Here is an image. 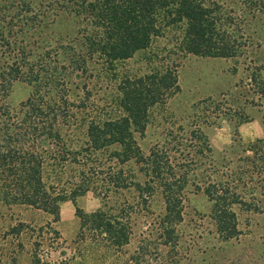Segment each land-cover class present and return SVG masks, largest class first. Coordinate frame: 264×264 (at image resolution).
Wrapping results in <instances>:
<instances>
[{
    "label": "trees",
    "instance_id": "obj_1",
    "mask_svg": "<svg viewBox=\"0 0 264 264\" xmlns=\"http://www.w3.org/2000/svg\"><path fill=\"white\" fill-rule=\"evenodd\" d=\"M239 4L252 15L264 16V0ZM58 13L83 24L80 49L67 45L32 55L22 37L45 14ZM243 21L222 0H39L38 8L29 0H0V23L9 26L6 32L0 26V50L11 59L0 67V205L41 212L51 218L46 223L50 227L60 221V205L69 201L76 208L74 246L82 249L80 258L108 252L117 260L128 251L122 264H150L149 256L158 253L156 245L170 252L177 247V226L190 187L207 198L221 238H235L236 210L258 211L252 187L248 194L241 190L255 179L264 184V137L246 147L247 155L233 169L227 168L230 173L219 176L222 170L211 166L202 181L198 171L211 162L206 143L205 156L199 151L186 166L175 167L169 150L152 147L146 153L139 141L151 111L180 91L176 66L168 62V55L247 60L251 45ZM158 42L171 49L150 52ZM141 53H146L142 73H117L118 64ZM249 63V80L258 98L264 99V61ZM74 75L86 81L80 99L70 97L69 78ZM103 75L113 76L109 81L115 93L99 104L92 87ZM17 80L31 92L16 113L5 99ZM244 177L247 183L242 182ZM87 193L100 204L91 214L76 207ZM157 199L162 203L156 218L160 243L137 240L135 248L126 251L136 238L137 218L152 215L150 207ZM16 227L15 234L20 235L25 226ZM43 228L36 230L30 264H47L35 249L53 248L52 241L59 238L49 228L53 237L46 243ZM161 264L177 262L169 258Z\"/></svg>",
    "mask_w": 264,
    "mask_h": 264
},
{
    "label": "rangeland",
    "instance_id": "obj_2",
    "mask_svg": "<svg viewBox=\"0 0 264 264\" xmlns=\"http://www.w3.org/2000/svg\"><path fill=\"white\" fill-rule=\"evenodd\" d=\"M240 1L222 0V3L228 10L232 9L243 17V32L251 45L249 59L202 58L180 53L168 55V62L176 66L180 91L167 104L151 111L150 123L139 141L146 153L152 147L169 150L170 162L175 167L182 163L186 166L192 155L199 151L202 153L200 156H205L206 143L211 149V162L205 165L206 170L202 167L198 171L197 178L200 181L206 179L211 166L222 170L219 176L230 173L227 168L233 169L236 162L247 155L246 147L264 137V99L258 98L249 80L250 59L256 65L264 61V16L245 11ZM29 3L32 8H38L39 0H29ZM0 26L5 32L8 31V25L0 23ZM82 27L78 19L64 13L45 14L38 26L26 32L22 39L32 55L67 45L80 49L82 38L79 30ZM14 39L10 38L11 41ZM164 47L171 49L165 42H158L150 52L159 48L163 50ZM146 53L137 54L131 60L118 64L117 73H142L146 67ZM58 60H63L61 55H58ZM9 63L11 59L0 50V67ZM110 79L113 76L107 78L103 75L93 83L92 92L97 95L95 101L99 104L115 93ZM69 80L73 81L70 97L82 98L80 88L86 81L75 75ZM30 92L31 88L25 82L14 81L5 103L17 113ZM125 170L131 169L125 167ZM247 180L242 178L244 183ZM200 185L205 184L202 182ZM250 187L258 211L236 210L238 234L229 241H224L216 231L210 218L207 198L189 187L183 202L182 222L177 226V247L170 252L168 248L156 245L154 249L158 253L149 256L150 264H161L162 260L169 258L177 264H264V184H258L255 179L241 191L245 193L247 189L248 194ZM99 206V200L91 193L79 198L76 203V207L85 214L93 213ZM161 211L162 203L157 199L150 207L152 215L137 218L136 238L125 250L134 249L137 240L160 243L156 234V218ZM75 212L76 208L71 202L62 203L60 221L57 224L49 223V227L46 223L51 218L41 212L0 205V264H30L34 251L32 242L40 226H45L42 234L47 238L46 243H51L53 237L49 228L59 234L57 241H52L53 248L35 249L47 264H122L127 257V250L117 260L108 252L102 256L95 253L87 260L80 258L82 249H75L74 246L78 229ZM18 223L25 226L20 235L14 231Z\"/></svg>",
    "mask_w": 264,
    "mask_h": 264
}]
</instances>
